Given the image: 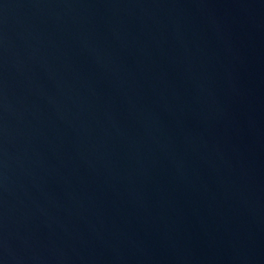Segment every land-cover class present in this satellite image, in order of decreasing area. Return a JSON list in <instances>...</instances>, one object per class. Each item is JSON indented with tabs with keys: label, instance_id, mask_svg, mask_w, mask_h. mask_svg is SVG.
<instances>
[{
	"label": "water",
	"instance_id": "obj_1",
	"mask_svg": "<svg viewBox=\"0 0 264 264\" xmlns=\"http://www.w3.org/2000/svg\"><path fill=\"white\" fill-rule=\"evenodd\" d=\"M0 264H264V0H0Z\"/></svg>",
	"mask_w": 264,
	"mask_h": 264
}]
</instances>
